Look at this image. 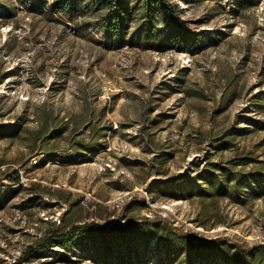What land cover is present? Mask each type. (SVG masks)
Returning a JSON list of instances; mask_svg holds the SVG:
<instances>
[{
	"label": "rangeland",
	"instance_id": "1",
	"mask_svg": "<svg viewBox=\"0 0 264 264\" xmlns=\"http://www.w3.org/2000/svg\"><path fill=\"white\" fill-rule=\"evenodd\" d=\"M5 1L0 172L20 182L1 187L14 194L0 205V264H103L79 250L27 255L50 231L75 223L132 219L129 246L141 264L163 259L153 240L143 245L142 226L194 243L264 244V197L237 205L163 188L183 180L196 194L207 163L264 160V111L253 102L256 95L264 100V0L171 2L187 29L206 38L196 52L132 45L141 37L138 11L128 34L133 43L120 45L98 0H49L45 8ZM96 125L105 135L99 150L72 158V141H89ZM227 139L234 146L217 150ZM165 264L188 261L176 253Z\"/></svg>",
	"mask_w": 264,
	"mask_h": 264
},
{
	"label": "trees",
	"instance_id": "2",
	"mask_svg": "<svg viewBox=\"0 0 264 264\" xmlns=\"http://www.w3.org/2000/svg\"><path fill=\"white\" fill-rule=\"evenodd\" d=\"M134 1L98 0V4L105 5L109 12L107 25L120 45L133 43V38L128 39V34L131 28L130 22L134 16L136 17V13L139 14L136 32L141 37L137 43L132 44L134 46L144 49L157 48L162 51L174 49L179 52H196L198 42L206 39L205 37L204 40L200 39L196 33L187 29L182 19V9L177 3H174L173 7L170 6L175 0H136L138 4L135 6ZM69 3L72 4L70 0L61 1V4ZM34 4L45 8L49 0H34ZM6 5L5 0H0V10H7ZM234 5H239L238 0L234 1ZM243 9L244 6L237 8L238 11ZM230 99L225 102L223 108L229 104ZM253 102L264 111V100L259 95L254 97ZM63 132L64 129L57 131L58 136ZM104 136L102 129L96 125L91 129L89 141L73 140L72 158H83L98 151L99 140ZM233 146V142L227 139L217 144L216 148L224 150ZM205 170V173L196 176V180L200 182L196 194H193L194 186L182 179H179L182 180L180 183H169L163 188L173 193L183 191L190 197L197 195L201 199H225L237 205L245 204L257 197H264V160L258 161L249 155H243L228 161L209 162ZM3 180L19 183L20 177L17 174L11 176L0 172V205L6 204L14 194L11 188H1L5 186ZM135 224L132 219L126 223H114L109 227L95 223H75L64 230L50 231L35 246L29 248L30 252L27 255L33 252L40 257L50 252L62 256L79 250L96 263L141 264L140 253H134V249L129 246V238L134 233ZM157 226L156 228L142 226L138 236L144 246L153 240L162 248L163 259L158 264H165L166 260L176 253L185 255L188 264H196L197 261L209 264L211 258L220 259L225 264H264V244L228 245L227 242L219 239L194 243L186 236H180Z\"/></svg>",
	"mask_w": 264,
	"mask_h": 264
},
{
	"label": "built area",
	"instance_id": "3",
	"mask_svg": "<svg viewBox=\"0 0 264 264\" xmlns=\"http://www.w3.org/2000/svg\"><path fill=\"white\" fill-rule=\"evenodd\" d=\"M36 161V160H35ZM110 225H107V227H109Z\"/></svg>",
	"mask_w": 264,
	"mask_h": 264
}]
</instances>
